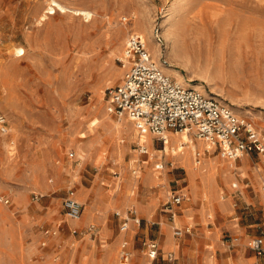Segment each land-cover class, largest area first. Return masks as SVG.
<instances>
[{
  "label": "rangeland",
  "instance_id": "1",
  "mask_svg": "<svg viewBox=\"0 0 264 264\" xmlns=\"http://www.w3.org/2000/svg\"><path fill=\"white\" fill-rule=\"evenodd\" d=\"M168 1L0 0V112L9 127L0 129V264H122L123 250L129 264H149L144 241L174 249L164 247L167 233L180 245L181 264H264V255L250 247L254 237H264V160L258 154L234 160L225 181L220 160L231 159L220 147L203 153L202 139L191 134L198 144L193 162L207 160L206 178L192 185L188 168L153 133L145 153L133 122L114 136L112 125L122 120L107 109V88L121 81L119 59L129 36L140 35V22L150 30L151 45H160L157 60H174L185 79L249 115L264 135V0H176L177 24L165 27ZM59 3L90 9L93 18L62 12ZM19 47L25 54L18 56ZM150 176L156 178L150 182ZM71 190L85 194L82 217L88 215L79 234L63 207ZM131 190L135 199L115 200ZM177 191L189 196L174 206L177 223L192 227L175 238L167 202ZM130 207L143 219L123 230L117 211ZM91 222L93 236L85 231Z\"/></svg>",
  "mask_w": 264,
  "mask_h": 264
},
{
  "label": "built area",
  "instance_id": "2",
  "mask_svg": "<svg viewBox=\"0 0 264 264\" xmlns=\"http://www.w3.org/2000/svg\"><path fill=\"white\" fill-rule=\"evenodd\" d=\"M155 36L159 38V29ZM124 73L119 83L107 88V109L119 117H128L141 132L153 133L164 145L169 141L171 132L187 131L195 137L209 142L214 147H220L230 159H238L245 155L257 153L264 160V135L255 126L252 118L238 112L236 108L217 96L207 94L193 85H184L170 73L163 64L168 60H157L147 46L145 38L139 34H132L126 42L123 56L119 59ZM0 129L8 132V119L0 112ZM145 140L139 144L141 152H148ZM196 156H201L199 151ZM199 162V159H196ZM163 168V163L157 164ZM135 172L137 170H134ZM69 191L63 200L65 214L69 219L77 220L83 212V204ZM36 193L33 199L39 200ZM185 198L182 192H175L167 202V210L171 219L175 218L174 206L179 205ZM6 202L9 201L5 198ZM134 207H130L123 214L121 227L129 228V220L135 219L138 223ZM118 215H121L117 211ZM97 225L89 224L85 231L94 235ZM190 227L174 226V234L181 236L189 232ZM73 233H82L78 227L72 228ZM49 233V230L46 232ZM144 245L151 257H156L160 244L156 239L149 238ZM250 247L257 254H264V237L257 236L250 241ZM166 259L170 264H178L174 251H166ZM129 251L123 250L121 261H129Z\"/></svg>",
  "mask_w": 264,
  "mask_h": 264
},
{
  "label": "bare ground",
  "instance_id": "3",
  "mask_svg": "<svg viewBox=\"0 0 264 264\" xmlns=\"http://www.w3.org/2000/svg\"><path fill=\"white\" fill-rule=\"evenodd\" d=\"M176 0H169L168 1V11L167 12V16L165 18V23H164V26L166 27V25H168L170 22H171V25H175L177 23H173V20L175 19L174 18V12L176 11V8H177V4H176ZM58 7L60 8V10L62 12H71L72 14H75V15H83L84 18L86 19H92L93 18V15H94V12L90 9H85V8H79V7H72V6H68L66 4H63V3H59L58 4ZM178 9V8H177ZM49 13H52V12H55V9L53 6H50L49 9L47 10ZM178 11V10H177ZM139 24L140 26V30L138 31L140 33V35L145 38L146 42H147V45L148 47L151 49L154 57L157 59V57H159L158 55L161 53L160 52V45L159 43H155L154 46L151 45V39H152V35L150 33V30L149 28L147 27V25L145 24H141L140 23H137ZM179 24V22H178ZM164 34L166 35L167 38H169V40H173L172 39V35H173V38H174V32L172 31H169V28H166L165 29V32ZM105 36V35H104ZM175 40V39H174ZM173 40V41H174ZM17 53H18V56H21L23 54H25V49L22 48V47H19L16 49ZM176 62L174 60H172L168 65H164L163 64V67L165 70H168V71H172L174 74H175V77L177 78L178 81L182 82L184 85H193L195 87H200V88H203V84L201 83H196V84H193L191 83L189 80L185 79L183 77V75L176 69V67L173 66V64H175ZM89 64V63H88ZM177 64V63H176ZM181 66V65H180ZM190 80L194 79L193 77H189ZM206 81V80H205ZM210 84V83H208ZM120 120H122V123L119 124L118 122H116L115 124L112 125V128L114 130V136H117V135H120L121 134V131L122 130H131V124L130 122H132L128 117L126 119V117H120ZM133 132L135 133H138V134H141V140L140 142H143L144 140L147 141L148 143H150V140H151V137H152V134L150 132L148 133H144V132H141L138 128H134L132 130ZM171 139L169 140L168 143H166L165 147L163 148L164 151H167L169 154H171L170 156H172L175 160V162L177 163L178 161H182V163L188 168V172H189V180L191 182L192 185L195 184L196 180L198 177H200L201 179L204 178V161L206 158H204V156H202V158H200V161L199 162H196V160L194 159V162H193V159H192V154H194V151L197 149V143H196V140H194V138L192 137V135L190 133H188L187 131H183L182 134H174V136H170ZM123 140V139H122ZM120 139V141H122ZM200 140V139H199ZM198 141V140H197ZM203 142H201L200 147H202V152L203 153H206V149H209V151L213 150L214 146L211 145L209 142L205 141V140H202ZM187 142V143H186ZM122 143V142H121ZM91 144V143H90ZM89 144V145H90ZM92 145V144H91ZM124 148V145H119L118 146V149L120 151H122ZM92 149V148H91ZM90 149V151H91ZM78 150L80 152H82L83 154L85 153L86 154V151L84 149L83 146L79 145L78 146ZM89 153V152H88ZM82 156V155H81ZM203 159V160H202ZM188 161L190 163H188ZM193 163H194V166H193ZM231 163V162H230ZM151 169V168H150ZM157 173V172H156ZM148 175V174H147ZM155 175V174H154ZM158 175V174H157ZM156 176V175H155ZM227 175H223V178H225ZM129 177V176H128ZM138 177V176H137ZM150 182L152 179H155L156 177H152L150 176ZM158 178V176H157ZM227 179V177H226ZM116 181V180H114ZM120 181V180H119ZM143 182V181H142ZM153 182V181H152ZM133 183H134V180H133ZM145 183V182H144ZM130 185V184H129ZM113 186V185H112ZM119 186V185H118ZM123 186V185H122ZM131 187V185H130ZM134 187V186H133ZM122 188V187H121ZM128 189V188H127ZM116 190V189H115ZM130 190V189H129ZM135 190H131V193H127L125 194L124 196H120L118 198H116L115 200L117 202H120L121 200H125L126 202L127 201H131L134 197H131L133 196V194L135 193L134 192ZM75 194V193H74ZM103 194V193H102ZM122 194V193H121ZM136 194V193H135ZM79 201H81L82 203H85V200L83 199V197L85 196L84 194V190L83 191H79L77 192V194L75 195ZM109 196V195H108ZM87 197V196H86ZM101 197V196H100ZM112 199L114 198L111 197ZM135 199V198H134ZM95 200V199H94ZM114 200V199H113ZM98 201V200H97ZM87 202V201H86ZM91 202V201H90ZM98 203V202H97ZM92 204V203H91ZM94 205H95V202H94ZM97 206V205H96ZM146 206V205H145ZM116 207V206H115ZM121 207V206H120ZM87 210L90 207L89 204H87L86 206ZM92 211H93V208H91ZM97 209V208H96ZM110 209V208H109ZM140 209V208H139ZM138 209V210H139ZM90 210V209H89ZM101 210V209H100ZM98 211V210H97ZM103 211H105L103 209ZM102 212V211H101ZM87 214V213H86ZM83 215H81V217L78 219V221H82V217ZM86 216V215H85ZM102 216V215H101ZM191 216V215H190ZM103 217V216H102ZM173 239V238H172ZM169 247L171 248H177L179 246V244L176 242V241H173L172 240V243H170L168 245ZM106 247V246H105ZM110 248V247H109ZM108 248V249H109ZM110 250V249H109ZM107 252V251H106ZM106 255V254H105ZM108 256V255H107ZM106 256V257H107ZM207 257V256H206ZM109 258H110V261H113V259H115V257L113 256V252L110 253L109 255ZM105 259V258H103ZM146 260V259H145ZM151 260V259H150ZM212 260V259H211ZM147 261V260H146ZM214 261V259H213ZM215 262V261H214ZM145 263V262H144ZM143 263V264H144ZM151 263V262H150ZM83 264H86V263H83ZM214 264V263H213Z\"/></svg>",
  "mask_w": 264,
  "mask_h": 264
},
{
  "label": "crops",
  "instance_id": "4",
  "mask_svg": "<svg viewBox=\"0 0 264 264\" xmlns=\"http://www.w3.org/2000/svg\"><path fill=\"white\" fill-rule=\"evenodd\" d=\"M236 108V107H235ZM238 108V107H237ZM237 110H239V108L237 109ZM183 133V131H181V132H171L170 134H169V140L171 139V137L170 136H174V134H182ZM189 133V132H188ZM154 139H153V136H152V139H151V141L153 142V145H154V141H153ZM169 142V141H168ZM187 143V142H186ZM198 147H200V146H198ZM206 150H209V149H206ZM253 155V154H252ZM252 155H246V156H252ZM256 155H257V153H256ZM259 156V155H258ZM260 157V156H259ZM240 159H242L241 157H240ZM236 160V159H235ZM178 162H180V163H182V161H178ZM231 162V163H230ZM188 163H190L189 161H188ZM207 160L205 159V161H204V178L202 179V180H204L205 178H206V166H207ZM220 163H222V168H223V172L225 173V175H227L226 177H227V179H226V177L225 178H222L223 180H225V181H228V173H231V168H234L235 167V163H234V159H231L230 161H228V162H226L225 160H220ZM183 164V163H182ZM184 165V164H183ZM188 178H189V172H188ZM196 183V182H195ZM235 186H236V183H233ZM177 192H182V193H184L185 194V198H184V200L179 204V205H181L186 199H188L189 198V196H188V193H187V191H177ZM206 192H204V194H205ZM149 206V205H148ZM177 206V205H176ZM225 206V204H219V207H224ZM129 209V208H128ZM128 209H126L125 211H119L120 213H121V215H120V217L122 218V222H123V214L124 213H126L127 211H128ZM88 215V214H87ZM87 215L86 216H84V218L82 219V221H78V219L76 220V222H75V220H72L71 219V221L73 222V227L74 226H78L79 224H81L82 222H85L86 221V218H87ZM136 215H137V217L138 218H140L141 220L143 219V218H141L140 216H139V213L137 212L136 213ZM177 214L175 215V218L174 219H171V217H170V219L175 223V226H177V227H181V228H186V227H190V229H191V227L192 226H190V225H188V226H185V227H182V226H180L178 223H177ZM182 220H186L185 218H182V219H180L179 221H181L182 222ZM142 222V221H141ZM141 222L140 223H138L135 219H130L129 220V227H130V225L132 224H134V225H138V226H140L141 225ZM91 223H94V222H91ZM90 223V224H91ZM94 224H96V223H94ZM72 227V228H73ZM173 235L175 236V238H177V237H180V236H177V235H175L174 234V232H173ZM91 236H93V235H91ZM182 236V235H181ZM149 239V238H148ZM172 240L173 241H176V240H174V239H172V237L167 233L166 235H165V237H164V247H166V248H171V247H169L168 245L170 244V243H172ZM177 242V241H176ZM145 248L147 249V247L145 246ZM178 248H180V245L178 246ZM177 248V249H178ZM176 248H174V249H170V250H172V251H174L175 252V254H176V257H177V263L178 264H181L180 263V261H179V255H178V253H177V251L175 250ZM167 251H169V250H167ZM256 252V251H255ZM166 249H164L161 245H160V248H159V252H158V255L156 256V257H151L150 255H149V251H148V249H147V251L145 252V254L147 255V257L149 258V259H151L150 260V262H149V264H153L155 261H158L159 259H161V260H163V261H165L166 263L165 264H170L169 262H168V260L166 259ZM257 253V252H256ZM264 255V254H263ZM129 262H130V260L126 263V264H129ZM249 263V261H247V264ZM122 264H124V263H122ZM138 264H143V263H138ZM203 264H213V262L211 261H209L208 259L206 260V261H204L203 262Z\"/></svg>",
  "mask_w": 264,
  "mask_h": 264
}]
</instances>
